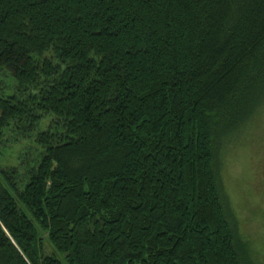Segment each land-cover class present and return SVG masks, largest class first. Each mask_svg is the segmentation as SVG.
<instances>
[{
	"label": "trees",
	"instance_id": "trees-1",
	"mask_svg": "<svg viewBox=\"0 0 264 264\" xmlns=\"http://www.w3.org/2000/svg\"><path fill=\"white\" fill-rule=\"evenodd\" d=\"M0 69V160L39 148L0 163V264H264L222 181L264 114V0H0Z\"/></svg>",
	"mask_w": 264,
	"mask_h": 264
},
{
	"label": "rangeland",
	"instance_id": "rangeland-1",
	"mask_svg": "<svg viewBox=\"0 0 264 264\" xmlns=\"http://www.w3.org/2000/svg\"><path fill=\"white\" fill-rule=\"evenodd\" d=\"M17 86L18 82L10 71L0 69V95L17 94ZM48 122L46 119L40 130L46 129ZM9 137L12 142H6L8 145L2 148L0 163L3 166H19L21 159L27 164L30 156L37 154L39 148L21 135ZM225 156L222 181L227 196L237 207L241 238L254 241L257 234L264 232V114L242 133L238 143L233 144ZM259 246L263 247L260 243Z\"/></svg>",
	"mask_w": 264,
	"mask_h": 264
}]
</instances>
